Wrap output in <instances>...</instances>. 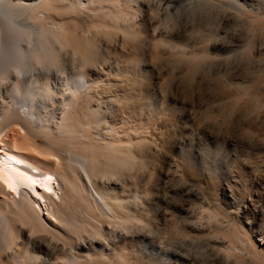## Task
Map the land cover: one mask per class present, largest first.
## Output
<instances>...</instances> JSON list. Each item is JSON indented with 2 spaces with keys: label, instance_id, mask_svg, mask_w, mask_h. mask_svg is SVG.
I'll use <instances>...</instances> for the list:
<instances>
[{
  "label": "rangeland",
  "instance_id": "374dc122",
  "mask_svg": "<svg viewBox=\"0 0 264 264\" xmlns=\"http://www.w3.org/2000/svg\"><path fill=\"white\" fill-rule=\"evenodd\" d=\"M179 1L187 2L143 1L140 22L144 21V38L139 45L134 41L124 45L113 32L100 40L89 32L86 13L68 12L67 8H61V13L75 37L91 42L89 47L94 45L92 49L100 54L87 65V71L100 80L92 106L111 102L113 110L105 112L107 126L131 135L133 130H152L146 135L149 143L134 148L142 164L137 160L138 165L126 169L125 175L109 173L98 181L105 186L106 181L111 182L116 192L123 187L130 198L136 193L139 197L149 226L134 233L132 239L128 237L125 246L139 248L136 235L169 251L186 242L182 249L191 254L193 264H226L231 260L221 259V253L234 244H249L255 234L260 239L264 235V30L227 5V0H208L217 5L203 3L191 13L173 6ZM110 61H120L119 71L107 69ZM129 63L138 67L137 72H124L122 66ZM80 65L75 63L76 68ZM67 67L71 70L69 64ZM147 95L152 104L142 108ZM212 215L216 224H211ZM36 240V247L38 244L44 253L55 251L49 239ZM254 255L241 264H264V246ZM10 260L4 255V263L11 264Z\"/></svg>",
  "mask_w": 264,
  "mask_h": 264
},
{
  "label": "bare ground",
  "instance_id": "6f19581e",
  "mask_svg": "<svg viewBox=\"0 0 264 264\" xmlns=\"http://www.w3.org/2000/svg\"><path fill=\"white\" fill-rule=\"evenodd\" d=\"M143 1L0 0V264H7L3 262L6 254L11 264H136L140 260L151 264H193L191 254L182 249L186 242L169 251L136 235L134 241L139 248L128 250L125 246L128 237L132 239L134 233L149 226L139 197L136 193L130 198L123 187L116 192L111 182L106 181L105 186L98 181L109 173L125 175L126 169L138 165L137 160L144 162L134 148L149 143L146 135L152 131L151 126L133 130L132 135L107 126L105 112L113 110L111 102L109 106L103 101L92 106L100 80L87 71V65L98 60L100 54L92 49L94 45L89 47L91 42L75 37L61 13V8L86 13L93 35L106 39L113 32L121 36L124 45L129 41L139 45L144 38V21L140 22L145 12ZM186 1L174 2L173 6L191 13L203 3L221 2ZM227 1L264 30V0H254L255 4L253 0ZM76 62L81 64L79 68ZM112 62L106 63L107 69L119 71L120 61ZM134 66L129 63L122 67L127 73L138 68ZM102 77L106 78V74ZM143 98L146 103L140 104L142 108L152 104L150 96ZM125 165L128 168L124 169ZM48 176L51 181L45 179ZM32 180L36 183L32 184ZM211 221L215 223L213 218ZM130 232L133 233L128 235ZM40 237L49 239L55 251L48 252L47 248L44 253L38 244L36 247V238ZM253 237L249 244L227 245L221 259L231 260L227 262L230 264L251 259L255 250L264 246V235L261 239L256 234Z\"/></svg>",
  "mask_w": 264,
  "mask_h": 264
},
{
  "label": "snow or ice",
  "instance_id": "6c2138e0",
  "mask_svg": "<svg viewBox=\"0 0 264 264\" xmlns=\"http://www.w3.org/2000/svg\"><path fill=\"white\" fill-rule=\"evenodd\" d=\"M22 35L25 36V37L28 36V34H22ZM45 179H46L47 181H51V180H52V177H51V176H48V177H46ZM31 183H32V184H35L36 181H35V180H32ZM9 187H10V190L15 191V188H12L11 186H9ZM48 191H51V189H48Z\"/></svg>",
  "mask_w": 264,
  "mask_h": 264
}]
</instances>
